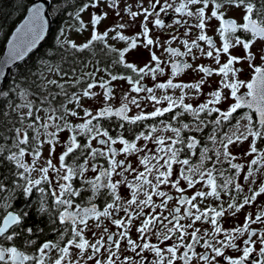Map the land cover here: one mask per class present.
Instances as JSON below:
<instances>
[{"label": "snow or ice", "instance_id": "obj_1", "mask_svg": "<svg viewBox=\"0 0 264 264\" xmlns=\"http://www.w3.org/2000/svg\"><path fill=\"white\" fill-rule=\"evenodd\" d=\"M75 7L68 14L79 21L76 31L91 26L86 42L68 40L62 30L59 63H52V52L35 71L21 73L7 89L0 87V264H246L256 251L259 259L251 264H264V0H181L178 5L148 0V6L144 0H82ZM18 8L28 15L0 61V79L5 67L36 48L49 27L44 7L34 0L30 9L18 0ZM104 8L116 19L101 32L95 26L109 18ZM89 9L100 11L90 12L86 24L81 14ZM170 10L179 16L166 24L161 14ZM140 17L142 31L125 34ZM149 24L173 32L161 41ZM179 28H184L181 35L199 33L191 42L180 41L186 51L171 46ZM212 30L221 45L207 34ZM110 34L127 46L109 43ZM97 42L109 62L78 64L76 52L88 50L95 57ZM69 47L74 50L70 63L63 55ZM139 48L147 50L143 66L126 61V53ZM154 49H163L168 59ZM194 49L218 67L174 61L183 56L195 61ZM168 64L172 78L153 87L142 83L165 76ZM120 65L135 77L114 73ZM185 70L198 81L174 83ZM214 72L221 79L206 102L186 103L185 90L201 94L205 77ZM116 81L130 86L122 89L119 107H113ZM157 89H180L181 94L158 96ZM149 105L152 110L146 111ZM130 106L139 111L129 115ZM186 113L193 118L190 123L183 122ZM113 117L118 121L109 123ZM158 118L159 127L151 123ZM161 132L174 135H156ZM230 146L239 150L243 163H232L237 155ZM224 161L234 173L218 167ZM34 193H39L37 213L46 217L53 235L40 243L45 229L27 223ZM21 196L28 199L17 208ZM241 212L242 226L223 227L221 218L235 220Z\"/></svg>", "mask_w": 264, "mask_h": 264}, {"label": "flooded vegetation", "instance_id": "obj_2", "mask_svg": "<svg viewBox=\"0 0 264 264\" xmlns=\"http://www.w3.org/2000/svg\"><path fill=\"white\" fill-rule=\"evenodd\" d=\"M128 2L132 3V4H135L136 0H128ZM180 2H181V0H175V3L177 5ZM144 4H145V6H148V0H144ZM121 8H123V4H121ZM103 10L104 11H109V18L107 19V26H106V28H107V27H110L111 25H113V23L115 22L116 18L114 16V13L111 12L109 9L104 8ZM85 13L86 14L90 13V10H88L87 12H84L82 14H85ZM121 14L124 15L123 12ZM235 15H236V18L239 19V13H236ZM178 16H179V14L172 13L171 10H170L168 15L161 14V19H164L165 23L168 24V23H171L172 20L178 18ZM125 19L126 20L128 19L127 16H125ZM142 20H143V17H140L136 21L135 26L127 29L125 31V34H127L129 36H132L135 33H138L140 31H142V27H141V23H140ZM213 23H215V21H213ZM95 27L98 29V26H95ZM149 27L151 29H153L154 33L158 37H160L161 41L167 40L169 38V34L171 32H173V29H159V28H156L154 24H149ZM62 30H65L64 24L61 26L60 31L58 33V36H60V33H61ZM98 30L101 31V28L98 29ZM183 32H184V28H179V30L175 33L179 37V39L177 41H174L171 46L179 48L181 51H186V49L182 46L180 41L184 40V39H188L189 42H191L192 40L196 39V36L199 33H198V30H194V33H189L188 35H181V33H183ZM207 34L210 35L213 38V40L217 43L218 46L223 43V41L219 38L218 32H216L215 30L208 31ZM64 36H66V31H64ZM60 38L63 39L64 37H60ZM67 39L69 40V37H67ZM108 40H109V43H112L116 47L123 48V47L127 46L126 42H124V41H119V40L112 41L111 40V34H110ZM85 42H86V40H85ZM199 43L201 44L202 47L207 49L208 46H207V44L205 42L199 41ZM165 46H167V45H165ZM95 47L97 48V55L95 57H93L92 53L89 52L88 50H86L85 56L87 58L85 60H86V62L91 61L92 64H95L96 60L99 59V60H101V66H103L105 63L109 62L108 59L104 56V54L99 52V49L102 48L103 45L101 43L97 42L95 44ZM154 50L157 51V55L161 56L163 59H166V60L168 59L169 54L164 52L163 49H154ZM105 51H107V49H105ZM133 51L134 50H131L129 53H126V61L134 62L138 66H143L144 63H146L147 60H148L147 50L141 48V53H143V55H141L139 58H131V57L127 58V55H130V53L133 52ZM194 52H196L197 56H198V59H196L195 61L192 60L191 56L174 57L173 59L176 62H185L186 61L188 63H194L196 65L203 64L206 67H211V68H214V69L218 67L215 64V61L212 58H209V57H206V56H200L199 53H198V50L194 49ZM44 53H45V51H44ZM234 54H237V55L240 54L239 48L234 50ZM221 62L222 63L224 62L223 57H222V61ZM153 66H154V62H153ZM87 70H89V69H85V71H87ZM112 70L116 74L132 75L133 77H135V73H132L130 70L124 69V67L122 65L117 66L116 68H113ZM170 70H171V64H168L167 68L165 69V76H159L158 75V80L155 81V82L152 81L150 77H146L142 81V83L146 87H153L154 83L166 82L167 78H172ZM101 75H103V73H101ZM200 76H203V74H200ZM198 79H199V77L195 73H191L189 70H185L184 72L180 73L178 76H176L174 78V83L175 82L195 83V82L198 81ZM205 79L208 80V83L203 86L201 94H196L193 90H185L187 92V96H186V99H185L186 103H191L193 105V107H197L199 103L206 102V99L208 98L207 97V93L210 90H212V89H214L216 87V83L221 79V77L217 76L216 73L214 72L213 76L211 78L205 77ZM113 85H114V91H115V96H116V99L113 101V107H119L120 106V102L122 101V98H123V94H124L122 89H128L130 86L127 84L126 81H116V82H113ZM245 91H246L245 89H241V92H245ZM156 94L158 96H162V95L167 94V95H172L174 98H176V96L179 97V95L181 94V90L180 89H176V90L169 89L165 93L163 90L157 89L156 90ZM133 95H136V94L133 93ZM139 95L143 96V95H146V93H141ZM192 99H194V102H192ZM141 102H142V104L144 103L143 101H141ZM91 103H93V101H91ZM130 107L132 108V111L129 113V115L135 114L137 111H139L134 106H130ZM145 110L146 111H151L152 110L151 109V105H149L148 108H146ZM176 110L180 111V109H176ZM244 111H249V110L245 109ZM213 115H217V114H213ZM185 116H186V119H184L183 122L190 123L192 121V119H193L192 116L190 114H187V113L185 114ZM201 116L203 117L204 114H201ZM237 118H239V117H237ZM112 121H118V118H116V117L111 118V121H109V123H111ZM147 123H150V122H145V124H147ZM151 123H156L158 127L160 126L158 121H152ZM174 126H179V124H175L174 123ZM131 127H134V126H131ZM209 128H211V125L209 126ZM225 130L233 131L234 129L226 128ZM205 131L208 132L209 129H205ZM173 135L174 134L172 133V136ZM200 135H203V134H200ZM143 143H145V142L144 141H140V144H143ZM148 143H149V147H153V148L155 147V145H153L151 142H148ZM207 143H208L209 147H212L211 142H207ZM257 143L259 144V141H257ZM117 147H119V146L117 145ZM216 147H220V145L217 143ZM243 147L246 149L248 147L247 143H245L243 145ZM200 150L202 151V146L200 147ZM230 150H232L234 152V154L237 155V160H233L232 163H237V162L243 163L244 162V160L241 158V156L239 154V150L237 148H235L233 146H230ZM181 158H183V155H181ZM131 159L135 162V157H132ZM221 159L223 160V157ZM192 160L195 163L196 162V157H192ZM101 163H103V161H101ZM218 167H221L223 169H229V172H231V173L235 172V170L230 168V165L227 163V161H224V163L222 165H218ZM229 172H226L225 175H228ZM237 182L247 183V181H242V180H237ZM104 191H106V190H102V192H104ZM172 191L174 192L175 190L173 189ZM246 191L247 190L245 189V192ZM122 194L123 195H127L128 193H127L126 190H122ZM38 196H39V193H34L33 197L31 198V204H33V205L37 204L38 205ZM27 199L28 198L25 197L24 202H22L19 205H22V207H23L25 205V202H26ZM212 199L213 198H211V197L208 198L209 201H211ZM95 202L97 204H101L102 203V197L98 198ZM248 210L252 211V208H249ZM44 218H45L44 223H46V225H47V219H46V217H44ZM244 220H245V215H244L243 212L238 214V217L235 220L230 219V218H221L222 225L225 228H231V227H234V226H242ZM205 227H207V225H205ZM252 227L255 228L256 226L253 225ZM49 228H50V226L47 225V231H45L44 233L40 234L38 243L43 242L45 239H53V235L50 233ZM237 243H239V241H237ZM249 246H251V245H249ZM240 247L242 248V247H244V245L240 244ZM199 250L202 251V249H199ZM229 251H232V250H229ZM239 255H242V252L239 253ZM253 259H257V260L259 259V252L258 251L254 252L252 254V256L249 258V261L246 262V264H251V261Z\"/></svg>", "mask_w": 264, "mask_h": 264}, {"label": "trees", "instance_id": "obj_3", "mask_svg": "<svg viewBox=\"0 0 264 264\" xmlns=\"http://www.w3.org/2000/svg\"><path fill=\"white\" fill-rule=\"evenodd\" d=\"M33 0H24L25 4L29 5ZM82 2V0H51V15L53 20V27L49 37L43 43V45L33 53L27 60L22 62L20 65L15 67L8 80L6 81L4 88L13 85L20 79V74L26 71H35V66L42 60L49 58L52 52H55V59L52 60L53 64L60 62V56L62 54V50L57 48V36L60 31V28L63 24H65L68 20H73L74 17L70 16L68 13H74L77 8L75 7L78 3ZM26 9L18 8V0H0V54L5 45L6 39L16 23L21 19L24 15ZM53 12V13H52ZM45 51V53H44ZM70 47L68 52H64L63 55L66 56L67 61L70 63L73 59V56L69 53L73 52ZM86 50L83 53L76 52L75 58L77 59L78 64L86 62ZM67 67V64L64 65ZM2 99L0 98V103H2ZM16 102L20 103L21 99L19 97L16 98ZM159 118L156 120L158 121ZM25 197H19L15 201V207H22L21 204L24 202ZM37 204H31L30 209V219L28 220V225L36 227H42L47 231V225L44 223L45 218L37 213ZM1 223V221H0ZM35 230V228H34ZM19 243V241H17Z\"/></svg>", "mask_w": 264, "mask_h": 264}, {"label": "water", "instance_id": "obj_4", "mask_svg": "<svg viewBox=\"0 0 264 264\" xmlns=\"http://www.w3.org/2000/svg\"><path fill=\"white\" fill-rule=\"evenodd\" d=\"M35 4L38 5H42L44 7L45 13H46V19H48L50 21L49 23V27L48 30L46 31L44 38L42 40L39 41V43L37 44L36 48L33 49V51L31 53H29L24 60L21 61H17L15 64L5 67V77L4 79H0V87H4L6 81L8 80L12 70L17 67L18 65H20L22 62H24L25 60H27L33 53H35L42 45L43 43L46 41V39L49 37L52 27H53V20H52V15H51V0H34ZM33 6V1L31 3H29L28 8L30 9ZM28 12L27 10L25 11L24 15L21 17V19L16 23V25L14 26V28L12 29V31L10 32V34L8 35L5 45L3 47V50L0 54V61L4 60L7 55H8V44L11 41V37L12 35L15 34L16 29L20 26V24L23 23V21L27 18ZM2 223V221H1Z\"/></svg>", "mask_w": 264, "mask_h": 264}, {"label": "rangeland", "instance_id": "obj_5", "mask_svg": "<svg viewBox=\"0 0 264 264\" xmlns=\"http://www.w3.org/2000/svg\"><path fill=\"white\" fill-rule=\"evenodd\" d=\"M90 12L92 11H96L97 13H99L100 9H89ZM53 13V12H52ZM55 14V12L53 13ZM52 14V15H53ZM82 19L85 21V23L87 24V22L90 19V15L88 14H81ZM106 26H107V20L102 22L101 25H98V29L101 28V32H103L104 30H106ZM64 28L66 31V36L69 37V40L76 42V43H80L82 41L85 42V40H87V38L89 37L90 31H91V26H89L88 29L83 30L82 32H77L76 29L79 28V21L73 19V20H68L65 24H64ZM141 56V48H139L138 50H134L133 52L130 53V55H127L128 57L131 58H139ZM178 96H176L177 98ZM192 102H194V99H192ZM89 104H91V101H88ZM142 103V102H141ZM223 109V108H222ZM224 110V109H223ZM234 131V130H233ZM156 135H165V136H172L171 132H167V133H157Z\"/></svg>", "mask_w": 264, "mask_h": 264}]
</instances>
